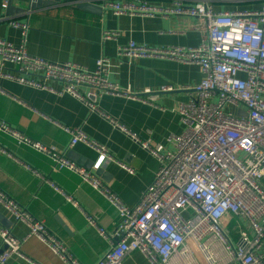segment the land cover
Segmentation results:
<instances>
[{"label": "built area", "instance_id": "built-area-1", "mask_svg": "<svg viewBox=\"0 0 264 264\" xmlns=\"http://www.w3.org/2000/svg\"><path fill=\"white\" fill-rule=\"evenodd\" d=\"M103 4L116 15H177L193 17L199 23L202 36L198 46L150 47L131 41L118 49L121 63L155 57L199 65L201 81L184 87L191 91L190 100L177 105L184 130L171 139L175 150L141 139L86 98L82 87L90 88L95 96L106 93L155 100L156 95L143 96L150 94L149 89L139 93L112 82L107 57L98 59L91 70L76 63H51L33 57L24 44L16 46L0 39V75L38 89H52L51 81L60 82L62 93L83 101L91 112H99L156 157L159 170L139 202L134 207L125 205L95 173L72 162L66 150L34 141L1 119L0 130L51 158L56 168L77 173L117 208L119 220L113 234L87 216L111 244L96 264H123L136 250L151 264H171L173 259L179 264H201L199 256L204 264H222L223 259L227 264H263L259 251L264 247V7L219 12L212 0H197L191 6L178 2L171 7L145 0H103ZM11 24L27 28L18 21ZM104 36L111 39L117 33L106 31ZM8 65L14 70L8 71ZM173 90L164 86L158 92ZM62 127L71 135L69 149L83 142L113 160L105 147L90 140L80 128ZM63 194L78 206L71 196ZM0 206L29 229L21 240L9 229L0 228V264H8L13 256L24 258L21 245L30 237L38 238L64 263L80 264L58 235L1 189ZM227 215L243 217L249 223L250 232L242 231L236 245L223 224ZM114 237L119 238L116 243Z\"/></svg>", "mask_w": 264, "mask_h": 264}, {"label": "crops", "instance_id": "crops-1", "mask_svg": "<svg viewBox=\"0 0 264 264\" xmlns=\"http://www.w3.org/2000/svg\"><path fill=\"white\" fill-rule=\"evenodd\" d=\"M31 1L0 0V39L16 46L24 44L33 57L51 63H76L91 70L95 69L98 59L109 58L112 82L139 93L149 89L150 94L145 92L143 96L156 95L155 100L145 102L106 93L95 96L90 88L82 87L86 98L141 139L175 150L171 139L184 130L177 105L190 100L191 91L184 87H194L201 81L199 65L155 57L121 63L118 49L131 41L150 47L198 46L202 36L198 21L177 15H116L103 6V0H61L51 7L36 10L29 8ZM145 1L163 7L175 6L178 2L191 6L197 2ZM81 3L96 4L101 11L99 14L86 11L78 7ZM212 3L219 12L264 7V0H212ZM12 21L25 23L27 28L15 27ZM106 31L115 32L117 36L106 39ZM7 70H14V66L8 65ZM49 84L53 90L34 88L0 75V119L34 141L66 150V156L72 162L91 170L125 205L134 207L153 182L160 166L158 159L99 112H91L83 101L62 93L60 82ZM164 86H172L174 90L158 92ZM62 126L80 128L90 140L105 147L113 160L101 156L97 148L83 142L69 149L71 135ZM0 189L58 235L80 264H96L110 248V241L87 220V216L94 217L98 226L113 234L119 212L109 199L85 183L77 173L56 168L51 158L19 143L2 130ZM63 193L71 196L78 206L67 200ZM223 224L234 245L239 242L242 231L250 232L249 223L243 217L227 215ZM0 228L9 229L21 240L29 232L27 225L17 221L3 206H0ZM118 240L114 237L112 241ZM259 252L264 264V247ZM21 253L24 258L13 256L8 264H66L36 237L22 243ZM198 259L204 264L202 256ZM123 264L151 263L136 250L125 257ZM171 264L179 262L173 259ZM222 264H227L224 259Z\"/></svg>", "mask_w": 264, "mask_h": 264}, {"label": "water", "instance_id": "water-1", "mask_svg": "<svg viewBox=\"0 0 264 264\" xmlns=\"http://www.w3.org/2000/svg\"><path fill=\"white\" fill-rule=\"evenodd\" d=\"M59 1L60 0H32L29 5V8L31 10L41 9L45 7L47 8L53 6L55 3ZM78 7L92 13L99 14L101 11V7L93 3H81L78 5Z\"/></svg>", "mask_w": 264, "mask_h": 264}]
</instances>
